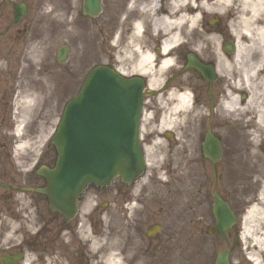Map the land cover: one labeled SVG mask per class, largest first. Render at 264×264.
<instances>
[{
    "label": "flooded vegetation",
    "instance_id": "flooded-vegetation-1",
    "mask_svg": "<svg viewBox=\"0 0 264 264\" xmlns=\"http://www.w3.org/2000/svg\"><path fill=\"white\" fill-rule=\"evenodd\" d=\"M81 1L0 0V135L14 133L16 128L14 121L20 120L19 116H26L29 122L22 123L21 129L32 130L34 137L37 123L33 125L30 120L37 117L38 122H44V125L48 126L53 116L59 115L61 104L70 93L68 89L72 77L69 46L65 39L63 43L57 41L52 43L48 39L50 43L48 65L39 56L26 58L25 53L29 52L28 48L32 45L46 38L39 30L40 17L44 12L50 14V25L47 26L49 34L54 36L62 32L64 37H67L68 26L71 29L68 23L77 17L87 18L81 11ZM105 1L102 0L99 16L104 11ZM116 1L118 6L112 31L114 45L109 65L118 74L139 78L143 82V113L144 120L145 118L147 120L141 124L140 140L144 147H153L155 139L167 134L157 131V126L162 113L161 108L166 102L161 101V98L168 97L169 93H190L195 110L200 108L198 106L203 102L207 105L210 115L215 111L216 105L226 100L229 93H235L239 101L246 102L256 97L257 91L260 92L256 87L261 85H255L261 83L264 76V62L263 65L260 64V52L249 49L239 62L235 63L237 39L232 34L229 17L224 19L212 13L214 8L212 4L215 0H203L201 14H198L199 8L196 7L199 0H193L195 10L193 13L198 15L192 29L194 43L190 54H184L181 43L174 45L165 53L162 44L163 33L158 27H153L151 22V17L172 15L173 3L177 0ZM16 15H20L18 19ZM121 22H125L124 30L120 29ZM138 25L140 28L137 30L135 28ZM198 32L204 33V37L200 36L197 40ZM238 40L242 42V39ZM60 46H65L69 50V56L64 63L58 62L57 52ZM146 53L152 54L151 62L142 60ZM189 56L192 59L191 66L188 65ZM165 59L171 60L167 66L162 65ZM40 65L42 74H46L52 81L51 94L44 100L45 103H42L44 101L38 90H33L32 87L37 79L36 70L39 71ZM79 65V72L82 74L83 61L80 60ZM253 66L256 69L250 70ZM245 73L251 80L253 79L254 84L251 88L245 85ZM76 80L78 83L79 79ZM31 93H36L37 97L29 108L28 105H24V100ZM212 119H215L213 114L210 117V120ZM214 127L221 128L217 124H214ZM223 128L226 131L230 129L225 125ZM231 130L234 133L227 134L225 145L228 144L230 151L235 152L242 146L240 134L242 127L237 122L236 127ZM2 140L0 264L103 263L106 252L103 250L104 243L107 242V237H111L103 232L111 229L110 224L115 217L127 221L125 214L129 222H132L130 227L134 232L140 226L144 228L146 241L142 249L143 254L149 257L154 253L159 258L162 256L163 244L167 241L165 240L167 204L164 200L157 199L156 195L152 200L151 192L145 183L152 184L154 180L150 176H145L146 169L132 182H125L119 176H115L103 185L87 183L76 198L75 209L66 210V202L61 201L57 204L55 200L37 191L47 183L46 178L38 172L39 167L41 165L55 167L57 155L55 148L50 143L42 144L43 153L31 171L21 175L17 157L11 161L3 160L6 156L4 152L9 150L16 152L17 147L21 146L18 143L20 139L11 136L6 137L5 141ZM259 140L262 142L259 148V165L264 167V133ZM230 154L232 156V153ZM255 179L258 180L257 185H251L252 189L245 203H237L233 198L231 203H228L235 220L224 235L217 231L213 218V222L207 228L209 241L202 244V249L197 247L196 253L194 252L200 259L199 263L202 264V260H206V264H216L218 253L227 250L228 264H264V202L259 200V194H264V174L257 175ZM253 206L258 213H250ZM135 209L140 210L139 214H135ZM131 212H134L132 220L129 217ZM151 214L158 215V218L148 222ZM153 225H155L153 230H148ZM245 228H248L249 232L244 233Z\"/></svg>",
    "mask_w": 264,
    "mask_h": 264
},
{
    "label": "rangeland",
    "instance_id": "rangeland-1",
    "mask_svg": "<svg viewBox=\"0 0 264 264\" xmlns=\"http://www.w3.org/2000/svg\"><path fill=\"white\" fill-rule=\"evenodd\" d=\"M238 4H240V1L236 0L234 4H232L229 9L227 8L225 13L220 16L224 19L229 17L231 25L233 24L232 26L237 25L239 27L236 18ZM117 6L118 3L116 0H106L104 2V11H102V15L99 17L93 19H89L88 17L83 19L77 17L73 19L68 23L71 29H69L68 26L69 35L67 37H64L62 32L56 33L54 36L49 34L47 26L50 22V14L48 12H44L40 17L41 25L39 26V30L46 35V38H43L41 42L28 48L29 52L25 53V57L30 59L39 56V58L44 59V63L48 65V56L50 52V43L48 39H50L52 43H56V41L57 43H63L65 39L70 48L69 66L71 68L72 77L71 86L68 89L70 93L65 98V101L77 92L80 82L90 68L96 64L109 65L110 55L113 52L114 45L112 31L115 26L116 20L114 21V19ZM195 9L197 8L195 7ZM212 13L219 16L220 12L218 8L214 7ZM121 24L122 26L120 29L124 30L125 22H121ZM225 25H227V20ZM135 29L138 30L137 27ZM233 30L237 34L239 33V29L235 31V28H233ZM181 33L183 42L179 41L178 43H181L180 45L184 50V54H190L193 48L192 44L194 43L192 30L190 31L189 28L184 29ZM200 36L203 38L204 33L198 32V35H196L197 40L198 38L200 39ZM241 36L242 43L245 42L246 45L249 44L250 49L259 52L260 46L258 44L246 42L245 36L242 34ZM173 46L174 45H172V47ZM169 50H166V52H169ZM80 60L83 61L84 64L82 74L79 72ZM41 69L42 66L40 65L39 71L36 70L37 79L34 82L36 88H34V86L32 87L33 90H38L39 95L42 96L44 101L47 100V97L51 94L50 89L52 81L46 74H42ZM46 69L48 70V66ZM38 73L40 77H38ZM76 79H79L78 83ZM189 82H191V78ZM256 88H259L260 92L257 91L256 97L252 98L254 105L261 100L264 102L262 87L258 86ZM47 92L49 93L46 94ZM231 94L236 95L235 93ZM225 101L222 102L224 103ZM45 102L46 101L42 103ZM222 102L215 106V111L210 115L207 111V105L203 102L199 104L198 107L200 108L197 107L200 110L199 114H195L193 110H190L191 112L186 111V114L184 113L186 117L185 120L180 121L170 131L171 135L164 138L165 144L155 142L153 147H148L146 159L149 161L144 174L145 176L152 177L154 182L152 184L148 182L145 183V185L146 188H149V192H151L152 200L155 199L154 195H156L157 199L161 201L164 200L167 204L165 222L167 232V238H165V240L167 241L163 244L164 252L162 256L159 258L158 255L156 256L154 253L153 256L149 257L143 254L142 249L146 241L144 238V228L140 226L134 232L130 227L132 222H129L130 220H128V216L125 214V219H127V221L115 217L111 221V229L103 232L106 235H111V237H107L108 240L104 243L103 250L106 252L104 253L103 260L107 256L106 253L110 251L109 244L114 239L113 236L116 235L120 243L118 251L122 264H201L199 263L200 259L195 256L194 252L196 253L197 247L201 248L202 244H204V242L207 244V240L209 241L210 239L207 235V228L213 222L211 205L214 199L212 197V192H216L223 200L226 202L228 201L227 203H231V198L237 201V203H245L252 189L251 185H257L258 180L255 179V177L264 174V167L259 165V148L262 145L259 137L264 133V126L262 131L257 129L253 119L255 114L254 106L252 105L247 108V111L240 110L241 112L235 111L230 113L225 111L222 107ZM196 104L198 105V103ZM62 105L63 104H61V106ZM194 105L193 102L189 103L188 108ZM212 114L215 116L214 120H210ZM36 118L30 120V122L33 125L37 123L36 128L40 125V127L44 128V122H38ZM56 120L57 115L53 116L50 122H48L49 126L45 128L46 131H52L56 124ZM146 120L147 118H145L142 123ZM46 121L48 120H45V122ZM24 122H29V119H25ZM237 122L242 127V131H240L242 146L235 152H231L227 147L228 144L225 145V139L228 133H234L231 129L236 127ZM214 124L219 125L221 128L214 127ZM224 125L229 126L230 129L228 128L226 131L223 128ZM189 126L191 127L190 135L192 141L187 152H182L181 148L183 144H181V142L176 144L174 138L179 136L180 139L184 141L185 134L189 133ZM146 127H148V125H146ZM207 128L212 129L211 131L214 136L218 138L219 141L221 140L223 145L221 156H219L213 166L211 162L202 155L201 141ZM157 131H164V128L161 127ZM32 133L33 131L28 129V131L24 130L20 136V141L27 142L29 148H24V151L19 152V154L11 150L4 152L6 156L3 160L11 161L17 157L16 159L19 160L18 165L21 169L19 173L21 175H25L27 172L29 173L31 171L32 166L39 159L44 150L42 144L45 142H36L34 140L35 136L33 137ZM11 136H15L19 139V136L14 133H2L0 135V141L3 138L4 140L2 141H5L6 137L8 138ZM20 145L25 144L20 143ZM33 147H35L36 150L34 153L30 151V148ZM178 148H180V150H178ZM230 153H232V156ZM186 154L188 157H191L192 160L184 158ZM183 174H185L186 177H184ZM181 176L183 180L180 178ZM250 177L253 178L249 179ZM249 181H251V183ZM172 187L175 189L172 190ZM135 211L137 215L140 210L137 211L135 209ZM133 215L134 212L129 214L131 220ZM157 218L158 215L155 216L151 214L147 221L149 222ZM206 248L207 246H205V249ZM206 263V260H202V264Z\"/></svg>",
    "mask_w": 264,
    "mask_h": 264
},
{
    "label": "water",
    "instance_id": "water-1",
    "mask_svg": "<svg viewBox=\"0 0 264 264\" xmlns=\"http://www.w3.org/2000/svg\"><path fill=\"white\" fill-rule=\"evenodd\" d=\"M82 8L95 17L101 0H83ZM141 102V82L125 79L106 66L89 71L78 93L64 105L52 137L57 163L54 170L46 169L43 174L48 184L56 185V195L74 198L89 181L106 183L116 174L131 180L140 173L143 158L137 135ZM220 151L218 139L208 133L204 155L215 161ZM44 191L50 194L52 189L47 186ZM213 209L222 230L229 224V209L218 197ZM219 257L218 264H226L225 253Z\"/></svg>",
    "mask_w": 264,
    "mask_h": 264
},
{
    "label": "bare ground",
    "instance_id": "bare-ground-1",
    "mask_svg": "<svg viewBox=\"0 0 264 264\" xmlns=\"http://www.w3.org/2000/svg\"><path fill=\"white\" fill-rule=\"evenodd\" d=\"M236 0H215V2L212 4L213 7H216L219 9V15H223L225 13V10L227 8L229 9L232 4H234ZM240 1V4H238V7L236 9V18L238 20L239 27L237 25L232 26L231 23V31L234 37L237 39L236 41V54L234 57L235 63L239 62V59L245 55V52H247L250 49L249 44L246 45L245 43H242L241 41L238 40L242 39V35L245 36L246 42H252V44L256 43L260 46L259 52L261 55V61L260 64L264 62V0H238ZM203 0H199L198 3H196V7L202 8L203 6ZM152 10V8L150 9ZM172 11L173 14H167V15H162L159 16L158 18H153L151 17V22L153 27H158L160 31L163 33L162 38H163V50L166 52V50H169L172 45H177L179 41L183 42V39H181L182 35V30L188 29L191 31L193 29L194 23L196 21V17L198 14H201V9L198 10V14H194V1L193 0H177L173 3L172 6ZM137 28L139 29L140 26L138 25ZM233 28H235V31L239 29V33L237 34L234 32ZM152 54L146 53L142 60L144 61H152ZM191 59V58H190ZM189 59V60H190ZM171 60L170 59H165L162 62L163 66H167L170 64ZM263 65V64H262ZM256 67H250V70H255ZM254 75V73L252 74ZM254 77V76H253ZM245 78V85L247 87H250L254 84L249 78L246 73L244 75ZM251 81H250V80ZM261 85L263 94H264V76L261 78V83H255V85ZM144 93V90H142ZM168 97L161 98V101H166L164 103V106H162L161 110L162 113L160 115L159 119V124L158 128H164V131L167 133L166 136H170V131L182 120H185L184 113L186 114V111L191 112L192 107H189L190 103V97L189 93L183 92V93H169L167 95ZM37 97L36 93H31L29 94L26 99L24 100V105H30L32 101ZM144 103V101H143ZM143 103L141 107V114L143 111ZM166 104V106H165ZM254 106V123L260 131H262L263 126H264V102L261 100L257 104H253V99L250 98L246 102L239 101L236 95H233L229 93L227 96V100L223 103L222 107L225 109V111L233 113L235 111L241 112L242 110H246L250 106ZM30 108V106H29ZM191 110V111H190ZM241 110V111H240ZM144 115V113H143ZM147 117V116H145ZM20 121L26 119V116H19ZM22 119V120H21ZM19 121V122H20ZM22 122V123H23ZM150 123V122H149ZM41 126V125H40ZM35 129L36 136L34 140L36 142H45L48 139V136L50 132L43 127H40ZM191 127L189 126V133L185 134V140L182 141L179 136L175 137L176 144L180 143L183 144V147L181 148L182 152H187V149L190 147L191 144ZM15 133L18 138L20 139V136L22 134V129L21 126H19V123L17 124V128L15 130ZM155 142H159L161 144H165L164 139H155ZM18 143H23L25 145H21L17 147L16 152L19 154V152H23L24 148H29L27 145V142L20 141ZM153 143V144H154ZM56 151V146L52 143H50ZM141 146V145H140ZM180 150V148H178ZM30 151L34 153L35 147L30 148ZM145 152L148 154V147H145ZM169 152V150H168ZM57 156V155H56ZM184 158H188V160H192L191 157H188L186 154ZM147 160V159H146ZM148 161H146V165H148ZM56 162H57V157H56ZM143 162V161H142ZM55 168V167H54ZM184 177H186L185 174H183ZM188 177V175H187ZM182 180V176L180 177ZM175 188L172 187V190ZM79 193L80 190L78 191ZM259 200L264 202V194H259ZM251 214H256L258 213L257 209L255 206H253V209L250 211ZM231 221H233V214L231 215ZM222 221V219H221ZM227 221V220H226ZM248 231V228L244 229V233ZM249 232V231H248ZM247 233V232H246ZM110 251L106 253V257L103 260V264H122L121 259L119 257V240L118 237H114V239L110 242Z\"/></svg>",
    "mask_w": 264,
    "mask_h": 264
}]
</instances>
